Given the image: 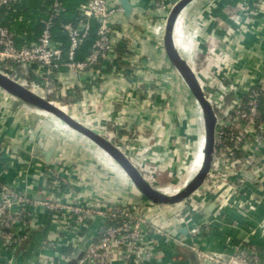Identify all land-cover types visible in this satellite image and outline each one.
Listing matches in <instances>:
<instances>
[{
	"label": "crops",
	"instance_id": "crops-1",
	"mask_svg": "<svg viewBox=\"0 0 264 264\" xmlns=\"http://www.w3.org/2000/svg\"><path fill=\"white\" fill-rule=\"evenodd\" d=\"M227 1L194 0L188 4L177 19L181 30L178 33L174 28V41L193 64L198 78L204 79L207 45L198 42L205 23L213 13H218L226 23L219 27L214 23L207 28L210 32L214 28L213 35L217 39L213 42L218 45V51L227 54L229 66L224 64L221 73L223 76L225 72H232L229 80L239 79L243 88L264 74V10L258 8L260 0H230V7H226ZM241 1L246 2L244 8L243 4L241 10L235 7L231 17L224 13L234 2L241 5ZM129 2L132 7L129 20L123 12L112 16L117 30V60L109 59L87 71L62 66L47 76L33 65L28 81L36 83V91L46 93L48 78L54 88L52 93L46 94L49 100L67 107L84 124L103 129V133L111 130L115 133L112 140L121 145L126 154L130 150L152 151L150 155L158 156L161 168L166 169L156 176L154 186L161 189L173 185L177 177H172L179 178L183 173V178L190 174L192 158L197 159L201 154L203 121L200 111L193 109L197 103L169 64L161 42L156 40L161 37L169 0ZM233 96L234 93L227 96L226 104ZM14 103L15 100L0 89V181L19 194L37 200H42L37 198L39 196L44 199L51 185L57 182L61 185L59 194L64 203L90 204L98 211H105L116 202L136 201L137 190L106 153L78 133L62 127L56 118L30 115L29 107L21 104L16 109ZM259 110L264 123V100ZM115 117L122 121L123 127L111 125ZM185 127L192 128L196 136L190 154H187ZM55 145L62 155L61 163L47 166L32 154L36 149L45 157ZM236 155L241 162L230 175H235L238 192L218 214H210L206 221H203L201 207L211 212L216 199L206 201L198 213L191 215L185 201L176 204L140 202L145 217L163 232L170 229L180 234L184 232L181 230L189 231L203 219L205 224L193 239L200 248L227 252L228 245L242 242L256 246L264 264V134L260 147L253 152V161L245 162L244 151ZM204 193L199 197L201 203ZM195 196L198 198L197 193ZM32 212L30 226L25 232L20 230L19 237L8 248L0 242V264H64L91 227L99 230L104 222V217L96 214L85 224L73 223L68 227L60 213L53 219L40 205L34 206ZM180 215H186V220ZM149 230L156 231L146 230L151 250L142 264H199L190 247L171 239L165 242ZM184 239L189 241L191 237ZM204 264L220 263L206 261Z\"/></svg>",
	"mask_w": 264,
	"mask_h": 264
},
{
	"label": "built area",
	"instance_id": "built-area-1",
	"mask_svg": "<svg viewBox=\"0 0 264 264\" xmlns=\"http://www.w3.org/2000/svg\"><path fill=\"white\" fill-rule=\"evenodd\" d=\"M14 1L16 0H0V7ZM174 1L169 0V8ZM59 8L60 2L54 0L53 10L44 21L40 35L28 44L18 45L14 33L0 26V63L4 67L0 70L30 89L36 90L37 87L36 83L28 81L33 65L37 66V71L47 76L62 66L74 71H87L94 70L109 59H118L115 38L117 30L112 23V16L122 12V9L115 0H84L79 4L77 19L74 22L61 24V29L69 41L66 52L63 43L54 39L51 32L55 12ZM258 8L264 10V2H260ZM91 19L97 22L96 37L87 56L83 60L76 61L75 50L89 36ZM206 45L203 59L206 71L204 79L199 78V81L216 113L215 143L211 168L205 181L184 200L187 202L185 205L189 215L199 212L202 205L199 197L204 191L216 193L218 188L226 183L235 165L241 162L236 155L237 152H245L246 163L253 161V152L255 153L260 147L264 134L262 112L259 110L260 103L264 100V74L242 88L239 79L229 80L232 72H225L222 76L224 64L228 65L227 54L218 51V45L213 41ZM47 79L46 93H42L45 96L54 91L50 80ZM230 93H234V96L226 104V98ZM111 125L123 127L118 117L112 119ZM104 132L110 139L115 138V133L111 130ZM151 152L147 149L130 150L127 155L144 178L154 186L156 176L166 169L161 168L158 156L150 155ZM194 159L196 157L192 158L189 171L194 168L192 163ZM170 186H163L161 189ZM231 188L233 195H236L238 187L234 184L217 194L216 202L220 203ZM60 190L61 185L56 182L51 185L50 191L43 200L30 199L0 181L1 246L8 248L19 237L20 230L26 231L31 224L32 209L37 205L50 213L53 219L59 217V213L62 214L68 227L73 223L76 226L85 224L96 214L104 217L96 237L84 248L83 255L76 264H142L151 250V245L145 237L146 230L152 228L157 232H163L162 228L145 217L142 205L116 202L109 205L105 211H98L99 209L90 204L64 203L63 196L59 194ZM195 193L198 194V198ZM180 218L186 220V215H180ZM189 231L192 232L191 240L188 242L169 233L164 232V234L169 239L190 247L199 264H204L206 261L220 264H261L262 262V254L254 245L240 242L228 245L227 252L208 251L200 248L193 240L200 230L191 227ZM223 256L227 258L224 259Z\"/></svg>",
	"mask_w": 264,
	"mask_h": 264
},
{
	"label": "water",
	"instance_id": "water-1",
	"mask_svg": "<svg viewBox=\"0 0 264 264\" xmlns=\"http://www.w3.org/2000/svg\"><path fill=\"white\" fill-rule=\"evenodd\" d=\"M193 1L194 0H175L173 2L165 16L160 40L163 52L169 64L171 65L173 70L180 75L187 90L191 94L190 96H192V98L197 103L203 121L200 164L191 178L187 180V182H185L183 186H181L175 192H166L151 185L144 178L141 171L133 163L130 157L122 150V148L118 144L107 137L105 133L79 121L68 111L67 107L62 106L53 100H49L42 93L28 88L21 82L10 77L2 70H0V89L15 100V108L23 104L30 108V115L34 114L33 116L37 117L56 118L57 120H60L62 123L68 126L70 129L90 141L96 147L101 149L104 153H106L121 168V170L126 174L128 179L137 190L139 196L134 197L136 201H133L131 203L135 205H142V202L140 201L143 200H147L155 204L180 203L184 201L197 188H199L207 177L213 160L216 128L215 110L206 97L195 68L189 61V59H187L178 49L174 41V26L176 20L181 11ZM118 4L121 7L124 16L129 20L132 12V7L129 0H118ZM130 22L134 23L132 20H130ZM134 24L138 26L136 23ZM32 154L40 157L47 166L49 165V163L56 164L62 162V155L56 145L51 149V151H48L45 154V157L36 149L32 150ZM235 181V175H229L226 179V183L220 186L216 193H213L209 190L205 191V198L202 201V204L204 205V203H206V201L208 200L216 199L217 194H219L227 187L234 185ZM233 194L234 193L232 188L229 189L225 193L222 201L215 204V208L211 212L207 211L206 208L202 206L200 210L204 217V220H202L206 221L210 214H218L219 211L228 203V201H230ZM37 198L43 200V197L39 196ZM202 220L196 223L193 228L200 230L202 228V225L205 224ZM169 230L170 229L164 231L171 234L173 237H177L178 239L182 240L185 236H191L192 232L187 231V229H183L181 230L182 232L184 231L183 233L175 234ZM97 232L98 227H91L88 233L81 239L78 248L73 251V253H71L64 264H76L77 260L82 257L84 248L96 237ZM149 233L157 234L165 242L171 241L164 235V232L163 234H159V232L157 231L149 230ZM223 258L226 259L227 257L223 256Z\"/></svg>",
	"mask_w": 264,
	"mask_h": 264
},
{
	"label": "trees",
	"instance_id": "trees-1",
	"mask_svg": "<svg viewBox=\"0 0 264 264\" xmlns=\"http://www.w3.org/2000/svg\"><path fill=\"white\" fill-rule=\"evenodd\" d=\"M60 8L55 12V18L51 27L54 39L63 43L66 52L68 38L61 29V24L74 22L78 17V6L84 0H58ZM54 0H16L7 6L0 7V26L8 28L14 33L18 45L35 41L40 35L44 21L53 10ZM97 22L91 19L90 34L75 50L74 60H83L90 51L96 37ZM119 49H121L119 47ZM117 60V59H116ZM116 66H120L117 61ZM0 68L4 69L0 63ZM60 69V68H59ZM57 69V70H59Z\"/></svg>",
	"mask_w": 264,
	"mask_h": 264
},
{
	"label": "rangeland",
	"instance_id": "rangeland-1",
	"mask_svg": "<svg viewBox=\"0 0 264 264\" xmlns=\"http://www.w3.org/2000/svg\"><path fill=\"white\" fill-rule=\"evenodd\" d=\"M218 1H221V0H218ZM230 1V0H229ZM229 1H227L226 3V7H230V5H229ZM247 1V0H246ZM243 1H241V5H239V4H236L235 2L232 4V5H234V6H231V8H227V10L226 11H224V13H226V14H228V15H230V17H231V15H233V13L235 12V7L236 8H238V10H241L242 9V4L244 5L243 6V8L245 7V3H242ZM260 2H264V0H260ZM236 4V5H235ZM233 12V13H232ZM224 17V16H223ZM214 23H216L217 24V26L216 27H219V26H222V25H224L225 23H226V20H225V18H221V17H219V14L218 13H213L212 15H211V17L208 19V22L207 23H205V26H204V28H203V31H202V34H201V36H200V40H199V42H198V44H204V45H206L207 43H209L210 41H216V39H217V37H215V35H213V31H214V28L212 29V32H210L209 31V28H207V27H210V25L211 24H214ZM217 29V28H216ZM215 33V32H214ZM220 39H222V38H219L218 40H220ZM156 40L160 43L161 41V37H156ZM223 40H224V38H223ZM179 75V74H178ZM180 76V75H179ZM179 79H180V81H182L181 80V77H179ZM191 95V94H190ZM192 97V96H191ZM194 100V99H193ZM195 101V100H194ZM193 109H195L197 112L199 111V108H198V106H195V107H193ZM73 113H75V114H78L75 110H71ZM58 121V120H57ZM59 122V121H58ZM202 122V121H201ZM60 124L62 125V127H64L65 129H67L66 127H65V125L64 124H62L61 122H60ZM185 133H184V136L186 137L185 139L188 141V145H189V147H190V149H189V147L187 148V154H190V150H191V148L193 147V145H194V142H195V139H196V136H194V134H193V130H192V128H190V130H188V128L187 127H185ZM68 130V129H67ZM68 131H70V130H68ZM72 132V131H71ZM74 133V132H73ZM76 133V132H75ZM202 136H203V129H202ZM202 136H201V139H202ZM85 139V138H84ZM187 141H186V143H187ZM202 143V142H201ZM96 147V146H95ZM200 150H201V145H200ZM201 156V155H200ZM201 158V157H200ZM112 160V159H111ZM113 161V160H112ZM114 162V161H113ZM115 163V162H114ZM116 164V163H115ZM117 165V164H116ZM117 167H119L118 165H117ZM120 168V167H119ZM121 169V168H120ZM185 173V172H184ZM188 173H190V171L188 172ZM191 174V173H190ZM188 175L187 177H181L182 175H183V173L181 174V175H179V178H178V176H174V177H172L173 179H175L176 177H177V179L174 181V183H172L173 185H171L170 187H165L164 189H166V191H169V192H171V191H174V190H176L177 188H179L181 185H183L187 180H186V178H190L194 173H192L191 175ZM184 180H186V181H184Z\"/></svg>",
	"mask_w": 264,
	"mask_h": 264
},
{
	"label": "bare ground",
	"instance_id": "bare-ground-1",
	"mask_svg": "<svg viewBox=\"0 0 264 264\" xmlns=\"http://www.w3.org/2000/svg\"><path fill=\"white\" fill-rule=\"evenodd\" d=\"M182 12V11H181ZM181 14V13H180ZM180 14H179V16H180ZM178 16V17H179ZM178 19V18H177ZM180 20H176V24H175V26H174V28H175V30L178 32L179 30H181V26H180ZM179 33V32H178ZM178 75V74H177ZM179 76V75H178ZM180 77V76H179ZM182 80V79H181ZM183 82V81H182ZM199 108V107H198ZM200 111V110H199ZM82 120V119H81ZM60 121V120H59ZM83 121V120H82ZM202 121V120H201ZM61 122V121H60ZM59 122V123H60ZM84 122V121H83ZM62 123V122H61ZM62 124H64V123H62ZM65 125V124H64ZM89 125V124H88ZM65 127L68 129V130H70V131H72V132H74L72 129H70L68 126H66L65 125ZM75 133V132H74ZM201 155V154H200ZM201 157V156H200ZM197 158V159H194L193 160V165H194V168L192 169V171H190V173L192 174V173H195V171L197 170V168H198V166H199V164H200V161H201V158ZM190 174V175H191ZM191 178V177H190ZM190 178H186V180H189ZM186 180H184V181H186ZM187 182V181H186ZM181 186H183V185H181ZM180 186V187H181ZM179 187V188H180ZM165 188V187H164ZM164 188H163V190H164ZM179 188H177L176 190H178ZM176 190H174V191H171V192H175ZM164 191H166V190H164ZM166 192H169V191H166Z\"/></svg>",
	"mask_w": 264,
	"mask_h": 264
}]
</instances>
